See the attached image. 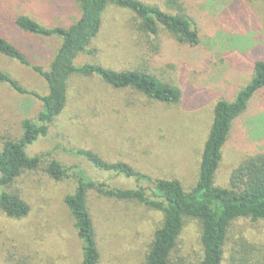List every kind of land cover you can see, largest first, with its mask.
Segmentation results:
<instances>
[{
	"label": "trees",
	"instance_id": "trees-1",
	"mask_svg": "<svg viewBox=\"0 0 264 264\" xmlns=\"http://www.w3.org/2000/svg\"><path fill=\"white\" fill-rule=\"evenodd\" d=\"M70 1L77 6L78 18L69 26L47 27L26 15H13L10 19L0 15V56L30 68L47 85L44 96L29 93L11 76L0 72V83L8 84L20 94H32L41 103L34 119L22 121V134L18 138L1 140L0 216L9 220L30 216L32 208L17 184L26 176L42 171L54 181L73 178L76 183L75 192L68 194L63 203L80 243L78 264H103L102 243L112 251L117 245L112 232L107 243L102 241L90 207L92 195L105 204L124 207L135 223L143 224L145 220L141 210L161 218L151 234L141 264H186L185 257L179 255V245L187 220L197 222L199 227L201 255L197 264H264V243L260 238L250 233L252 229L237 233L240 224L252 227L264 224V153L243 160L232 171L228 187L215 183L233 124L246 113L255 95L264 89V52L254 62L251 82L239 89L234 87L231 94L235 96H228L231 101L222 96L216 103L213 123L200 156L197 180L191 187H185L178 179L158 178L141 170L136 166V159L133 160V154L138 152L136 148L133 154L121 160L102 156L91 149H64L66 154L82 159L97 171L134 183L131 188L116 187L94 179L81 166L68 170L52 153L30 156L28 150L47 138L64 115L77 78L96 80L104 88L98 91L86 86V90L80 92L83 103L80 101L76 107L79 117H86L80 124L94 126L100 140L129 150L133 145L113 132L114 115H120L131 104L154 106L149 108L152 117L161 110L181 105L184 90L174 76V65L156 67L152 62L161 55L166 39L188 50L199 48L201 32L187 14L185 3L189 0H165L164 7L155 0ZM111 6L129 14L128 30L133 38L134 60L118 70L98 63L80 64L81 57L99 53L95 42L101 37L104 15ZM20 31L40 38L61 39L49 68L33 64L12 42L11 32ZM150 126H153L155 133L150 132L157 143L159 130L153 119ZM30 258L33 259L32 252L25 251V262L18 264H28Z\"/></svg>",
	"mask_w": 264,
	"mask_h": 264
},
{
	"label": "rangeland",
	"instance_id": "rangeland-1",
	"mask_svg": "<svg viewBox=\"0 0 264 264\" xmlns=\"http://www.w3.org/2000/svg\"><path fill=\"white\" fill-rule=\"evenodd\" d=\"M154 2L163 7L166 5L165 0ZM185 4L187 14L200 28L201 45L188 50L166 39L161 55L152 62L156 67L174 65V76L184 90L181 105L161 110L152 117L149 108L154 106L139 104L135 107L131 104L120 115H114L113 132L133 145L124 150L111 141L100 140L94 126L80 124L86 120V117H79L80 111L76 107L80 105V92L86 90V86L98 91L104 88L96 80L77 78L64 115L47 138L29 148L30 156L52 153L68 170L81 166L94 179L131 188L133 182L97 171L82 159L66 154L64 149H91L102 156L121 160L136 148L138 152L132 153L133 160L136 159V166L141 170L158 178L178 179L185 187L193 186L216 103L222 96L234 97L235 94H231L234 87L239 89L251 82L254 62L264 52V0L254 3L248 0H189ZM108 9L101 37L95 42L99 53L83 56L79 63H98L118 70L134 60L135 48L128 30V12L114 6ZM0 15L6 19L26 15L47 27L69 26L78 18V9L70 0H0ZM10 35L12 42L28 55L33 64L45 68H49L61 45L59 38H40L21 31ZM0 72L11 76L29 93L47 94L45 81L16 61L0 56ZM231 97H228L230 101ZM40 109V101L32 94H20L8 84L0 83V143L6 137L18 138L22 134V121L34 119ZM151 118L159 130L157 143L150 132H154L150 126ZM260 153H264V89L255 95L246 113L233 124L215 176L216 185L228 187L232 171L243 160ZM17 185L32 212L23 220L0 216V262L24 263L25 251H31L33 259L30 258L28 264H78L80 243L63 203L68 194L75 192L74 179L58 182L41 171L26 176ZM90 207L102 241L107 243L111 232L116 238L114 251L102 243L103 264H141L151 234L161 218L141 210L145 220L143 224L135 223L124 207L105 204L94 195L90 197ZM246 224H240L237 233L252 229L250 233L264 243V224L256 227ZM200 250L198 224L187 220L180 239L179 255L185 257L186 264H197Z\"/></svg>",
	"mask_w": 264,
	"mask_h": 264
}]
</instances>
